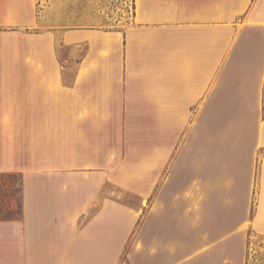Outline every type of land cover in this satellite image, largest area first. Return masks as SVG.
Returning a JSON list of instances; mask_svg holds the SVG:
<instances>
[{"label":"crops","instance_id":"obj_1","mask_svg":"<svg viewBox=\"0 0 264 264\" xmlns=\"http://www.w3.org/2000/svg\"><path fill=\"white\" fill-rule=\"evenodd\" d=\"M131 14L122 29L73 31L74 42L85 40L88 47L69 83L51 50H34L37 62L30 56L19 62L16 55L0 63V171H23L20 216L0 220V264H117L136 223L132 209L98 196L105 178L94 171L87 176L36 169L49 165L36 158L41 147L32 148L30 121L47 119L48 108L60 119L64 99L85 106L83 119L154 121L151 158L138 161L141 166L163 167L160 152L172 147L166 144L176 121L192 118L199 120L204 164L215 167L217 158L233 150L206 143L207 135L219 133L212 120L258 121L257 147H264V0H134ZM36 18L33 0H0V26L30 28ZM16 120L26 121L28 131L16 133L10 124ZM226 130L233 134L230 126ZM95 203L96 212L86 216ZM208 215L217 233L238 225L233 211L213 209ZM262 215L244 229L264 231ZM158 217L151 240L159 249V240L171 237L173 213L164 210ZM144 226L142 221L140 232ZM158 261L198 264L206 258Z\"/></svg>","mask_w":264,"mask_h":264},{"label":"rangeland","instance_id":"obj_2","mask_svg":"<svg viewBox=\"0 0 264 264\" xmlns=\"http://www.w3.org/2000/svg\"><path fill=\"white\" fill-rule=\"evenodd\" d=\"M33 1L37 15L35 25L30 28L22 23L0 26V63H11L16 55L19 62H25L34 55V50L43 54L52 51L53 64L64 67L66 83L71 81L88 47L85 40L74 42L73 31L122 29L130 20L134 6V0ZM48 100L54 103L52 95H48ZM84 108L77 101L64 99L63 119L55 118L53 110L48 108L47 119L30 121L32 148L41 147L42 151L37 150L36 158L49 165L36 169L50 174L55 171L69 175L85 172L87 176L89 171H94L101 179L105 178L98 196L109 197L110 201L132 209L138 216L117 264H161L158 261L161 257L171 256L181 261L199 255L205 257L206 262L198 264L222 261L224 264L232 261L264 264V231L244 229L253 216L259 221L258 215H264V147H257L258 121H210L217 123L219 133L207 135L206 143L233 149L223 154L222 161L217 158L215 167L204 164L200 157L198 144L204 141L198 136L199 120L176 121L170 142L166 144L172 147L160 152V158L166 160L165 165L155 168L148 163L138 164L140 160L151 158L154 121L83 119V115L89 113ZM10 124L20 135L28 131L26 121H10ZM229 126L233 134L227 133ZM35 143L39 144L35 146ZM141 147L144 149L139 151ZM209 159H213V154ZM103 165L105 168L98 167ZM7 172L16 173L12 179L17 180L19 176L22 182L23 171ZM16 199L22 208V194ZM94 205L86 216L100 206ZM158 209L161 210L158 212ZM213 209L236 213L237 227L228 226L222 233L212 231L213 216L208 213ZM164 210L173 213L171 237L160 239L158 249L152 247L151 229L156 227L158 214ZM142 221L145 226L140 232ZM236 228L243 230L231 235ZM217 240H224V243L214 247Z\"/></svg>","mask_w":264,"mask_h":264},{"label":"trees","instance_id":"obj_3","mask_svg":"<svg viewBox=\"0 0 264 264\" xmlns=\"http://www.w3.org/2000/svg\"><path fill=\"white\" fill-rule=\"evenodd\" d=\"M15 175L17 174L0 172V220L20 216L21 205L16 196L19 198L21 195V179L19 176L17 180L12 179Z\"/></svg>","mask_w":264,"mask_h":264}]
</instances>
